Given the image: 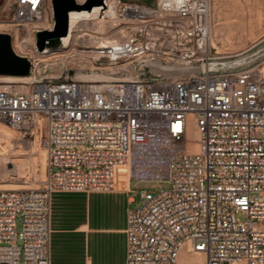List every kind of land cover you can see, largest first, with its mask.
<instances>
[{
  "label": "built area",
  "instance_id": "2783aa9c",
  "mask_svg": "<svg viewBox=\"0 0 264 264\" xmlns=\"http://www.w3.org/2000/svg\"><path fill=\"white\" fill-rule=\"evenodd\" d=\"M51 1L8 0L17 36L54 29ZM68 36L116 70L0 83V123L39 136L44 122L48 154L38 189H0V264H51L53 194L113 192L120 170L152 184L128 211L127 264H264V60L218 68L210 0H104L70 13Z\"/></svg>",
  "mask_w": 264,
  "mask_h": 264
},
{
  "label": "rangeland",
  "instance_id": "374dc122",
  "mask_svg": "<svg viewBox=\"0 0 264 264\" xmlns=\"http://www.w3.org/2000/svg\"><path fill=\"white\" fill-rule=\"evenodd\" d=\"M48 12L49 19H51L52 8ZM13 22L14 8L8 0H0V35L9 36L14 53L27 62L26 65L30 66L29 72L22 76L0 75V82L17 81L31 75H37L53 82L97 81L95 79L111 77L110 73L116 70V68L108 67L105 58L94 55L93 50L81 47H64L63 44L59 50L58 48L52 49L51 53L55 54L47 58H44L39 50L38 52L30 49L25 51L23 44L28 41L27 32L26 30L20 31L17 36V28L13 26ZM210 38L211 42L214 41L212 42L215 46L214 53L225 57V60L220 61L219 69L224 66L238 67L264 60V0H210ZM36 43L37 39H35ZM244 51L247 52L242 55ZM199 71L200 69L194 67L191 73H180L172 71L170 67V70H159L156 73H162L168 78H177ZM42 125V135L32 136L0 123L1 128L7 129L12 134L11 145L6 148V151L10 153L29 152L33 146H37L40 152L47 151L44 142L45 123L42 122ZM2 142H0V148H2ZM30 167L22 176L23 181H34L38 176L41 181L47 179L48 160L45 169L39 172L33 166ZM151 186L150 183L136 185V182H133V196L137 202L132 208H138L141 205V192L148 190ZM240 217L243 218V216ZM182 256L183 264L197 262L186 252H183ZM187 260L191 262L187 263Z\"/></svg>",
  "mask_w": 264,
  "mask_h": 264
},
{
  "label": "crops",
  "instance_id": "0c3cea01",
  "mask_svg": "<svg viewBox=\"0 0 264 264\" xmlns=\"http://www.w3.org/2000/svg\"><path fill=\"white\" fill-rule=\"evenodd\" d=\"M133 193V182L120 181L108 193L53 194L51 264H127Z\"/></svg>",
  "mask_w": 264,
  "mask_h": 264
},
{
  "label": "bare ground",
  "instance_id": "6f19581e",
  "mask_svg": "<svg viewBox=\"0 0 264 264\" xmlns=\"http://www.w3.org/2000/svg\"><path fill=\"white\" fill-rule=\"evenodd\" d=\"M46 21H47V18H46ZM69 39H71V36H68L65 39H61L60 43L64 44V47H69L71 45V44H68ZM56 44H57L56 40L49 41L47 45V49L44 52L40 51L39 53L43 54L44 58L54 55L55 53H51V51L52 49L58 48ZM82 44H88V42L83 41ZM34 45H36L35 39L31 36L28 38V41L23 44V47L25 51L30 49L31 51L38 52V49H35ZM214 48L215 46L212 44V50H214ZM96 53L98 54L99 52L97 51L95 52V54ZM159 68L164 71L167 69L170 70V67L159 66ZM171 70L175 72H180V73H191L194 71V67L174 66L171 68ZM95 80L110 81V77H106L104 79L98 78ZM27 81H28L27 78H20L17 81H4L0 83L21 84V83H26ZM11 135H12L11 132H9L5 128H1L0 126V142L3 141L2 142L3 144L1 143L2 148H0V189L13 190V191L38 189L44 182L39 179L40 176H38V178H36L34 181H23L21 178L31 168L30 166H33V168L37 172L45 169L46 163L48 160L47 151L40 152L37 146H33L31 151L29 152H15V153L7 152L6 148L9 145H11V140H12ZM190 136L194 141H196L195 143L198 142L199 135L194 128L191 129ZM120 172H122V170H120L119 173ZM118 175H117V181H116V189H117V182L119 183L120 181H124L125 183H127L129 181V177L126 173H124L119 178H118ZM194 260L197 262H191V260H187L188 261L187 263L191 262V264H199L201 262V257L197 255L194 257ZM179 264H183V257L180 259Z\"/></svg>",
  "mask_w": 264,
  "mask_h": 264
},
{
  "label": "water",
  "instance_id": "95a60500",
  "mask_svg": "<svg viewBox=\"0 0 264 264\" xmlns=\"http://www.w3.org/2000/svg\"><path fill=\"white\" fill-rule=\"evenodd\" d=\"M122 1L128 2L129 0ZM51 6L55 22L54 29L52 31L43 30L37 33L36 45L39 51H45L48 42L52 40H56L58 50L61 49L63 44L60 43V40L69 35V14L80 11H91L94 7L104 6V0H87L82 5L77 4L75 0H52ZM26 63L24 59L14 53L9 36L0 35V75H26L30 67Z\"/></svg>",
  "mask_w": 264,
  "mask_h": 264
}]
</instances>
